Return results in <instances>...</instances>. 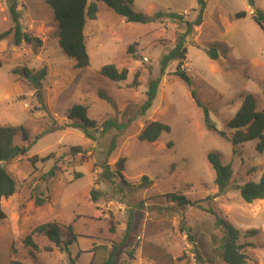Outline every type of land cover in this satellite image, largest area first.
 <instances>
[{
	"label": "rangeland",
	"instance_id": "rangeland-1",
	"mask_svg": "<svg viewBox=\"0 0 264 264\" xmlns=\"http://www.w3.org/2000/svg\"><path fill=\"white\" fill-rule=\"evenodd\" d=\"M133 1L138 13H179L184 23L166 17L149 24L129 23L98 3V19L86 29L90 66L77 69L59 45V25L45 0H0V35L14 26L10 6L17 5L23 29L41 41L39 47L16 46L13 35L0 41V127L27 129L29 141L24 142L19 130L14 144L33 145L27 157L5 164L16 193L2 202L7 218L0 221V264H104L115 249L112 264H225L220 257L224 234L215 215L206 212L210 209L241 232L246 264H264V200L246 204L237 188L260 180L264 154L255 151V141L239 146L234 154L228 139L208 129L192 97L195 92L217 130L229 139L227 124L247 95L255 96L258 110L264 111V30L252 19L255 9L264 12V0H254V8L248 0H206L203 24L185 44L187 58L181 69L191 86L175 75L179 62L162 73L161 61L185 32V22L197 19L198 1ZM242 11L247 17L237 19ZM214 45L225 52L219 60L206 53ZM110 64L127 69V80L116 83L102 76L101 68ZM45 67L40 102L30 83L14 71ZM137 73L138 84L133 85ZM156 80L157 97L142 116L149 83ZM76 105L86 106L88 117L98 124V131H90L92 139L71 127L67 115ZM105 121H116L124 129L103 134ZM152 121L171 128L159 138L160 149L138 139ZM114 137L117 148L109 154ZM76 147L81 153L72 152ZM211 152L233 168L224 192L215 184L207 159ZM49 155L46 163L33 166L28 161ZM120 159H125L126 182L106 181L101 176L104 166L114 171ZM53 168L55 177L47 178ZM143 176L150 184L140 186ZM171 193L198 205L180 207L165 197ZM37 198L45 201L43 206L35 204ZM50 222L62 226L64 240L73 225L77 237L70 255L41 235L34 236L39 252L24 246L35 228ZM129 222L132 229L127 233ZM253 230L254 236L245 235Z\"/></svg>",
	"mask_w": 264,
	"mask_h": 264
},
{
	"label": "trees",
	"instance_id": "trees-1",
	"mask_svg": "<svg viewBox=\"0 0 264 264\" xmlns=\"http://www.w3.org/2000/svg\"><path fill=\"white\" fill-rule=\"evenodd\" d=\"M199 5L198 16L194 22H185L186 30L180 35L178 43L175 48L166 54L161 61L162 73L168 68L170 63L179 62L176 76L184 80L189 86H191V79L188 74L183 71L182 65L187 58V49L185 47L187 38L193 33L195 27H200L203 24V17L206 11V0H197ZM250 7L254 8V0H248ZM46 4L52 10L54 18L59 25V45L61 49L72 59L75 60L77 69H85L90 66V56L87 49V36L86 29L89 22L98 19L99 5L98 3H104L107 8L113 11L117 16L124 18L129 23L149 24L162 20L164 17L172 20L173 22L179 21L184 23L179 13H158L154 17H149L142 13H138L134 10L133 0H45ZM16 4V3H15ZM17 6V5H16ZM16 6H10V13L14 23V26L8 31L0 35V41L13 35V41L16 46L22 44L39 47L41 41L38 38L29 35L22 26L21 15ZM247 17V12L242 11L236 14L237 19H243ZM252 19L264 30V12L255 9ZM134 48L131 46L128 48V53L132 54ZM207 55L212 60H219L220 57L225 55V52H221L218 45H214L206 49ZM2 63H0V68ZM14 74L22 76L27 80L37 93L38 99L42 102L43 98V82L47 77V68H43L39 71L24 68L23 70H15ZM100 74L109 80L119 83L126 81L128 78V70H119L114 64L103 66L100 70ZM139 73L135 75L133 85L138 84ZM160 81H152L149 83L148 91L146 92V101L140 109V114L144 116L149 109H151L154 100L157 97L159 91ZM100 96L114 106L112 100L100 94ZM192 97L198 108L203 110L205 116V122L209 130L218 133L222 138L228 139L231 142L234 151L237 153V148L249 142H256L255 151L262 155L264 154V111L258 110L257 100L255 96L247 95L241 104L240 109L235 116L229 121L227 127L232 131V135L229 139L225 132L217 130L215 124L210 120L209 111L205 105L198 99L195 92H192ZM68 120L72 122L73 128L80 129L84 132L86 137L91 138L90 131H98V124L95 120L88 117V108L84 105L74 106L67 115ZM116 129L122 131L123 125H119L116 121H105L101 126V132L103 134ZM19 130L22 132V138L24 142L29 141V132L24 128H15L11 126L0 127V221L5 220L7 215L3 209L2 202L14 196L16 193V184L6 169L5 164L20 158L27 157L33 145L16 146L14 144V137L18 134ZM171 128L169 125L159 121L149 122L138 139L141 142H148L152 144L155 149H160L161 145L158 143L159 138L164 133H170ZM41 137H37L38 141ZM117 139L114 137L111 141L108 153L112 154L116 146ZM73 153H81L79 147L72 149ZM52 156L49 155L44 158L38 156L29 157L28 161L35 166L39 162L46 163L51 160ZM208 162L213 168L216 178L215 184L220 192H224L230 185L234 172L232 166L224 165L221 161V157L216 152H211L207 156ZM125 171V159H120L116 163V169L113 171L109 165H105L101 176L106 181H113L119 179L121 182H126L123 172ZM56 175V168L51 169L46 175L47 178H53ZM150 184V179L147 176L142 177V183L140 186ZM241 198L246 204H252L255 201L264 200V174L258 182H249L242 186H238ZM91 196L94 201L98 200V196L94 190L91 191ZM171 202L177 203L180 207L184 206H197L198 203H193L188 200L184 195L171 193L165 196ZM45 201L43 199H36L35 204L37 206H43ZM202 208V207H200ZM206 212L215 215L216 225L220 228L224 234L221 246L220 257L225 264H246L247 257L243 253V246L239 244L241 238V232L236 229L231 223L225 219L220 218L213 210H206ZM132 229V223L127 225V233H130ZM68 234L64 240L63 228L60 224L55 222L46 223L35 228L24 240L23 244L26 248L32 250V253L39 252L40 247L34 240L35 235H41L46 237L56 248H59L62 252L70 255V246L77 237L74 233L73 225L67 227ZM256 231H248L245 235L254 236ZM71 237V238H70ZM49 251L50 249H46ZM118 249H115L111 253V259L104 264H112L115 257V253ZM12 264H25L22 261L13 260ZM93 264V262L91 263Z\"/></svg>",
	"mask_w": 264,
	"mask_h": 264
}]
</instances>
